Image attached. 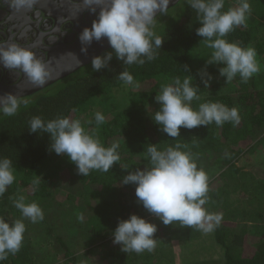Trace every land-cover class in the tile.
Segmentation results:
<instances>
[{"label":"trees","instance_id":"obj_1","mask_svg":"<svg viewBox=\"0 0 264 264\" xmlns=\"http://www.w3.org/2000/svg\"><path fill=\"white\" fill-rule=\"evenodd\" d=\"M239 3L225 0L221 11ZM199 26L196 11L179 0L166 14L157 16L154 30L164 43L155 49V59L126 65L113 54L108 67L98 72L89 62L19 97L22 103L15 115L0 113V159L12 161L15 175L13 184L0 196V218L10 225L21 220L26 228L20 251L0 264H264V161L253 165V158L250 160L259 151L264 153V42L253 47L260 71L246 83L239 74L226 82L219 74L225 65L206 63L214 50L196 35ZM223 39L252 47L254 27L246 21ZM105 51L111 48L100 55ZM125 70L138 86L119 79L118 73ZM202 71L211 76L208 87L201 81ZM176 78L181 82L190 78L199 88L200 98L190 104L193 110L204 103H221L237 108L240 122L181 127L180 136H167L148 112L154 111L155 96ZM122 87L129 88L126 97L116 102L113 91ZM97 112L104 115L103 124L97 125ZM33 117L45 122L58 117L79 119L103 146L118 144L120 160L108 172L91 170L82 176L66 156L49 150V134L29 132ZM151 144L160 151L180 144V150L190 153L198 169L207 173L208 202L203 207L209 213L222 214L219 226L211 231L212 243L202 241L204 236L197 227L173 222L175 227L163 228L137 202L135 185L120 184L128 172L151 167L147 152ZM241 159L245 166L238 165ZM35 180L40 182L34 191ZM21 197L25 204L35 202L41 207L42 221L32 223L22 216L15 207ZM130 214L160 223L156 224L154 250L123 252L120 245L113 244L112 231ZM64 218L70 220L65 224ZM67 224L75 228L70 233L100 243L89 249L99 250L97 263L85 260L86 251L78 254L70 248L67 237L59 233Z\"/></svg>","mask_w":264,"mask_h":264},{"label":"clouds","instance_id":"obj_2","mask_svg":"<svg viewBox=\"0 0 264 264\" xmlns=\"http://www.w3.org/2000/svg\"><path fill=\"white\" fill-rule=\"evenodd\" d=\"M16 2L18 6L31 7L35 0ZM94 2L102 5L104 0ZM185 2L200 18L196 35L203 38L208 48L214 50L206 63L225 65L219 68V74L226 82L239 74L246 83L260 71L255 48H244L223 39L236 27L246 25L250 14L247 0H240L239 6L227 11H221L225 0ZM169 3L170 0H108L107 6L100 7L98 13L93 9L96 19L78 37L81 51L86 52L87 46L93 41L99 42L104 38L111 51L94 56L91 60L92 69L98 72L107 68L113 54L126 65H143L144 58L155 59V49H161L164 43V39L154 30L157 16L167 13ZM0 65L10 71L22 72L36 86L43 85L50 78L49 69L32 51L14 43L0 47ZM184 71H189L188 65H184ZM202 73L201 81L208 87L211 76L206 71ZM118 77L127 85L138 86L126 70L118 73ZM198 92L199 88L192 84L190 78H184L182 82L176 78L162 89L161 94L155 96L160 108L152 114L151 119L171 138L180 136L181 127L193 129L213 122L218 126L225 122H240L238 109L228 108L221 103H204L198 110H193L190 104L200 98ZM21 103L16 94L0 96V113L5 116L15 115ZM95 121L97 125L103 124L104 115L97 112ZM29 132L49 134V150L56 155L66 156L82 176H87L91 170L108 172L120 160L117 152L119 145L114 143L109 147L103 146L98 137L85 131L79 119L58 117L45 122L40 117H33L29 122ZM181 147L176 144L175 147L160 151L155 144H151L147 149L151 167L128 172L120 184L135 185L137 202L164 225L179 222L182 226L197 227L208 233L219 226L222 214L209 213L203 207L208 202V175L203 169H198L192 155L181 151ZM14 180L12 161L0 159V196ZM39 182L33 181L34 191ZM15 207L32 223L44 219L41 207L35 202L25 204L23 197L16 201ZM25 231V224L21 220L10 225L0 218V261L20 251ZM156 232V224L130 214L127 219L118 221L112 231V242L120 245L123 252H150L156 246Z\"/></svg>","mask_w":264,"mask_h":264},{"label":"flooded vegetation","instance_id":"obj_3","mask_svg":"<svg viewBox=\"0 0 264 264\" xmlns=\"http://www.w3.org/2000/svg\"><path fill=\"white\" fill-rule=\"evenodd\" d=\"M0 1L2 4L7 5L11 16L16 20L21 17V11H24L23 17H25V12L28 11V7L17 6L16 0ZM93 5L94 0H40V22L37 24V28L31 32L26 29L21 32L20 30L25 27V25H21L23 27L19 31L21 32L22 41L19 42L18 46L32 51L45 65L52 60L57 62L58 58L64 57L70 50H74L78 44L81 45L78 39L79 34L85 27L90 28L93 20L96 19V14L93 13ZM17 9H21L18 15ZM3 14V11H0L1 21L6 16L8 17L6 14H4L6 15L4 17ZM9 32L11 31L6 28V34L0 33V47L8 41ZM9 44L13 43L9 41ZM24 77L26 76L22 72L18 70L10 71L0 65V96L6 94L5 86H14ZM35 88L36 90L40 89V85Z\"/></svg>","mask_w":264,"mask_h":264},{"label":"water","instance_id":"obj_4","mask_svg":"<svg viewBox=\"0 0 264 264\" xmlns=\"http://www.w3.org/2000/svg\"><path fill=\"white\" fill-rule=\"evenodd\" d=\"M178 1L179 0H170L169 7L176 4ZM107 2L108 0H104V3L102 5L96 4L94 2L93 7L97 12H99L100 7L107 6ZM9 10L7 9V5L2 4L0 1V11H3L4 14L8 15L7 17L3 14L4 17H6L3 19V21L0 20V33L4 34L6 28H8V31H11L8 33V41L4 42L2 47H7V45H9V41L10 43L19 45V42L22 41L20 33L25 29L29 32L33 31L37 28V24L40 22V0H35L32 6L28 7V11L25 12V17H23L24 11H21V17H19V19L17 20L13 18V16H11ZM19 10L21 9L16 10L17 15L19 14ZM22 24L25 25L26 28L24 27L22 30H20V32L19 29L23 27L21 26ZM92 43L93 45L87 46L86 52H82V45L78 44L74 50H70L67 54H65L64 57L58 58L57 62L55 60H52L51 62L47 63L46 66L49 69L50 78L46 81V83L40 85V87H43L56 79L68 75L69 73L75 71L81 66L91 62L94 56L100 55V53L104 50L110 49L106 38L102 39L99 42L93 41ZM35 87L36 85H33L27 77H24L21 78L20 81L14 86H5V90H7V92L5 91V93L16 94L17 97H21L33 92V90L35 91Z\"/></svg>","mask_w":264,"mask_h":264},{"label":"rangeland","instance_id":"obj_5","mask_svg":"<svg viewBox=\"0 0 264 264\" xmlns=\"http://www.w3.org/2000/svg\"><path fill=\"white\" fill-rule=\"evenodd\" d=\"M247 2L250 4V14L248 15L247 18V22H249V24H252V26L254 27V34H255V41L254 43L251 45L252 47H255V44H260L264 42V4L261 0H247ZM262 6V8H261ZM128 87H122L118 90L113 91V97L114 101H119L121 100V98L123 99V97H126V92L128 91ZM154 111L153 112H148L149 115H152L153 113H155L156 111L159 110L160 105L156 102V104L154 105ZM253 158V159H252ZM252 159V160H251ZM251 163L253 164V162L257 161H264V153L263 151H259L256 155H254L253 157H250ZM239 166H245V162L244 159H241L240 162L238 163ZM255 165V164H253ZM235 197V196H234ZM66 221L65 224L67 223V220L70 219H65ZM157 225H160L159 222L155 223ZM71 225V224H70ZM70 225H63V227H65V229L63 231H59V233L63 236H66L67 239L69 240V245H71L70 248H72V250H74V252L81 254L83 252L86 251L84 258L85 260L97 263L100 257V253L99 250L93 249L92 251H89L90 248H95L96 246H98L99 244L93 242L91 243L90 240H86L85 238L82 239L79 237V235H74L70 232H75L72 229H75L74 227L70 226ZM169 226H174L173 225H165L163 228L165 227H169ZM175 227V226H174ZM201 231V235L204 236V238L202 237V241H204L206 244H210L212 242L211 241V232L205 233L204 231ZM208 242V243H207ZM95 245V246H94ZM176 245V244H174ZM94 246V247H91ZM165 262H161L160 264H164Z\"/></svg>","mask_w":264,"mask_h":264}]
</instances>
